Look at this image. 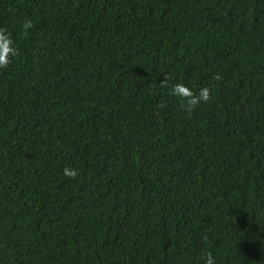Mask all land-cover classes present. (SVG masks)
Instances as JSON below:
<instances>
[{"label": "trees", "instance_id": "trees-1", "mask_svg": "<svg viewBox=\"0 0 264 264\" xmlns=\"http://www.w3.org/2000/svg\"><path fill=\"white\" fill-rule=\"evenodd\" d=\"M0 30V264H264V0H0Z\"/></svg>", "mask_w": 264, "mask_h": 264}, {"label": "clouds", "instance_id": "clouds-1", "mask_svg": "<svg viewBox=\"0 0 264 264\" xmlns=\"http://www.w3.org/2000/svg\"><path fill=\"white\" fill-rule=\"evenodd\" d=\"M25 28L30 27V22H26ZM17 50L14 46V42L11 36L6 32V30H0V67H3L9 63L10 56H15ZM183 89H179L177 94L183 93ZM200 98L203 100L208 99L207 90H201ZM195 103V101H193ZM205 264H214V257L209 253L206 257Z\"/></svg>", "mask_w": 264, "mask_h": 264}]
</instances>
